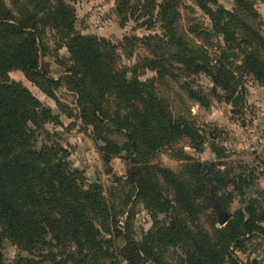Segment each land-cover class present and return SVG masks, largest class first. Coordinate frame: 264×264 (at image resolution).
<instances>
[{
	"label": "rangeland",
	"instance_id": "obj_1",
	"mask_svg": "<svg viewBox=\"0 0 264 264\" xmlns=\"http://www.w3.org/2000/svg\"><path fill=\"white\" fill-rule=\"evenodd\" d=\"M61 1L75 10L76 34L110 44L102 52L113 69L125 72L128 80L152 83L174 121L194 127L196 140L183 136L161 146L154 155L123 151L109 158L103 150L104 139L125 147L128 135L112 128L107 132L104 125V134L99 136L92 125L82 121L78 95L68 81L67 70L74 62L67 40L49 18L50 8ZM249 1L258 18L242 10L236 0H216L214 8L234 13L264 38V0ZM33 3L46 7L39 10L38 17L39 66L61 84L50 88L53 96H49L20 70L12 71L4 84L18 86L31 99L21 105V111L27 118L32 149L59 150L65 173L75 187L86 191L99 186L111 216H117L118 222L110 224L100 237L110 257L98 264H184L193 248L191 243L187 245L186 236V243L167 244L158 242L155 235L180 218L193 235L202 232L210 237L207 242L215 253H225L221 264H264V232L257 228L264 229V220H260L264 217V86L245 64V54L226 43L195 0H0V19L7 13L13 17L11 23L23 19L36 11ZM166 6L174 18L171 26L162 15ZM220 63L234 73L236 91L232 94L217 87L205 72ZM104 108V115L115 117L116 105L105 103ZM198 164L204 167V177L215 173V180L204 191L200 175H194ZM213 164L214 170L210 168ZM161 170L186 184L193 215L181 208L174 187ZM143 177L162 193L169 212L161 211L156 194L140 197ZM219 210L241 222L244 231V224L251 222L252 232L231 242L226 225H220ZM128 238L139 246L142 258L138 262L126 260ZM2 254L5 264H17L21 259L50 264L51 258L60 261L65 257L58 256L56 247L27 252L7 235Z\"/></svg>",
	"mask_w": 264,
	"mask_h": 264
},
{
	"label": "trees",
	"instance_id": "obj_2",
	"mask_svg": "<svg viewBox=\"0 0 264 264\" xmlns=\"http://www.w3.org/2000/svg\"><path fill=\"white\" fill-rule=\"evenodd\" d=\"M195 1L226 43L245 54V64L264 86V38L239 16L223 7L214 8L216 0ZM236 1L242 10L258 18L249 0ZM33 4L36 11L23 19L11 23L13 17L8 13L0 19V264H5L2 242L6 235L30 253L37 247L60 249L58 256H65L64 259L51 258L50 264H98L101 259L110 257L109 248L100 237L110 224L118 222L117 216H111L99 186L92 185L86 191L75 187L65 173L66 165L59 157V150L37 152L32 149L24 121L27 118L21 111V105L31 99H26L23 93L27 92L18 86L4 84L15 70L22 71L29 81L49 96H53L50 88L61 84L39 66L38 17L39 10L46 7L41 3ZM162 15L168 26L174 23L169 6L164 7ZM75 17L74 8L62 1L49 11L52 25L67 40V49L74 62L67 70L68 81L78 95L82 121L92 125L99 136L104 134L105 128H101L104 125L107 132L112 128L126 131L128 135L129 144L125 147L104 139L107 145L103 150L109 158L123 151L154 155L161 146L183 136L196 140L194 127L174 121L168 104L157 98L152 83L137 78L128 80L125 72L113 69L102 52V49L108 51L110 44L76 34ZM205 72L217 87L231 94L236 91L234 73L223 63ZM32 103L38 105L34 100ZM105 103L116 105L114 118L104 115ZM215 167L213 164L210 168L214 170ZM203 168L202 164L194 168V175H200L202 191L215 180L213 171L204 177ZM161 172L166 182L174 187L181 208L193 215L194 206L186 184L176 181L167 170ZM139 182L140 197L149 194L150 198L151 193L156 194L154 197L161 211L169 212L162 193L152 188L151 181L143 177ZM244 225L246 231L241 229V222H228L225 231L231 242L252 232L251 222ZM257 228L264 232L263 228ZM155 235L158 242L167 244L186 243V236L187 245L191 243L193 248L187 252L184 264H221L224 260L225 253H215L210 248L211 243L207 242L210 237L202 232L193 235L187 222L181 218L172 221L169 227H161ZM48 236H51L50 241ZM126 242L129 250L126 260L131 263L141 260L138 244L131 238ZM35 263L33 259H21L17 264Z\"/></svg>",
	"mask_w": 264,
	"mask_h": 264
},
{
	"label": "water",
	"instance_id": "obj_3",
	"mask_svg": "<svg viewBox=\"0 0 264 264\" xmlns=\"http://www.w3.org/2000/svg\"><path fill=\"white\" fill-rule=\"evenodd\" d=\"M218 213H219L220 225L221 226L227 225L228 222L231 220L230 215L222 210H219Z\"/></svg>",
	"mask_w": 264,
	"mask_h": 264
}]
</instances>
